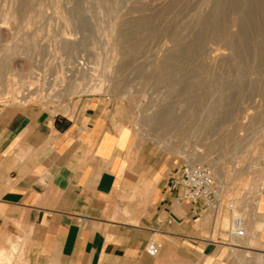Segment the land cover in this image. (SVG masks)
<instances>
[{
    "label": "crops",
    "instance_id": "0c3cea01",
    "mask_svg": "<svg viewBox=\"0 0 264 264\" xmlns=\"http://www.w3.org/2000/svg\"><path fill=\"white\" fill-rule=\"evenodd\" d=\"M179 165L99 97L67 113L2 105L0 253L25 264H264V163L242 236L230 232L233 208L178 197Z\"/></svg>",
    "mask_w": 264,
    "mask_h": 264
},
{
    "label": "rangeland",
    "instance_id": "374dc122",
    "mask_svg": "<svg viewBox=\"0 0 264 264\" xmlns=\"http://www.w3.org/2000/svg\"><path fill=\"white\" fill-rule=\"evenodd\" d=\"M29 1V6L20 9L22 22L16 21L13 24L14 28L10 29L6 36L7 40L0 41V47L14 43V35L24 32L32 36L34 41V47L31 44L26 45L27 51L23 54L11 55L8 51L4 53V49L0 48V72L2 70L0 107L13 105L67 113L79 98L99 97L103 102L111 105L117 120L122 125L129 126L136 138L150 140L153 147L165 150L169 156L173 155L178 164L191 162L208 166L215 178L219 198L223 204L221 207L232 204L235 215H241V209L251 208L262 185L264 163V52L261 55V63L255 59L251 51L255 43H259L264 48V41L254 36V28H251L247 35L245 34L244 42L240 43L237 38L235 39L237 46L247 49L242 61L234 59L229 52L230 49L220 40L206 43L203 52L200 53L201 57L189 60L172 54L174 43L169 38V33L176 31L182 36L192 27H196L198 18L209 10L210 0H184L181 9L168 7L172 0ZM11 2L12 0H0V14L7 10ZM234 13L236 12H229L226 20L230 33L237 36L238 28L235 21L239 15ZM142 17H148L150 23L135 25L134 20ZM113 19L117 21L114 22ZM258 20L250 22V27L255 26ZM151 27L160 29V33L151 35ZM262 29L264 33V24ZM68 30L71 32L68 36L74 39L72 52L57 47V37ZM3 55L11 60L4 58ZM167 56L170 58L168 61L173 73L182 75L181 77L187 82H202L203 86L200 89L191 91V95L198 96L196 97L198 102L194 103L193 107L184 101L177 91L169 92L166 81L158 79L159 63L167 59ZM69 59L84 62L83 66L94 75L91 79H87L88 84L86 82L82 92L71 93L68 90L69 71L66 73L65 71ZM71 68H74L73 65ZM63 75L66 78H62ZM214 81L234 82L228 89L233 97L232 103H223V111L226 109L228 116L220 120L219 111L211 118L210 124L203 122L196 129L193 122L200 116L205 119L206 116L201 113V109L212 99L210 84ZM177 88L182 89L179 86ZM197 91L199 93H196ZM18 92L22 95L20 96ZM164 108L175 110V113L181 117L178 128L170 127L169 130H165L150 121L157 110ZM189 125L191 129L187 130ZM205 142L211 146L208 152ZM16 257L14 254L11 255L10 261L0 259V264L17 262L24 264L21 257Z\"/></svg>",
    "mask_w": 264,
    "mask_h": 264
},
{
    "label": "bare ground",
    "instance_id": "6f19581e",
    "mask_svg": "<svg viewBox=\"0 0 264 264\" xmlns=\"http://www.w3.org/2000/svg\"><path fill=\"white\" fill-rule=\"evenodd\" d=\"M184 0H172L168 7L170 6L171 8L175 7V8H182V2ZM197 1V0H196ZM201 3V1H200ZM30 1L29 0H12V2L10 3V5L8 6L7 10L0 14V41L6 39V36L8 35V33L10 32V29L14 28V25L17 22L21 23L22 22V15L20 13V9H23L27 6H29ZM188 4V3H187ZM186 4V5H187ZM195 4V3H194ZM191 5V4H189ZM199 5V4H197ZM201 5V4H200ZM197 8V7H195ZM44 12V11H43ZM179 12V11H178ZM229 12H236L238 13V19L235 21V24L238 28L237 30V36L236 34L233 35L230 33V31L228 30V25H227V20H226V16L228 15ZM49 13V12H47ZM234 13V14H236ZM29 14V13H28ZM233 14V15H234ZM167 15V14H166ZM182 15V14H181ZM185 15V14H184ZM232 15V16H233ZM40 16V15H39ZM43 16V15H42ZM168 16V15H167ZM118 18V16H117ZM231 18V17H230ZM35 19V18H34ZM38 19H40L38 17ZM168 19V18H167ZM255 19H259L258 22H256V25L253 27H250V22L252 23L253 20ZM71 20V19H70ZM114 20V19H113ZM67 21L69 22V19H67ZM117 20H114V22ZM29 21H27L28 23ZM35 22V21H33ZM182 22V20H181ZM150 23V19L148 17H142V18H138L136 20H134V24L135 25H141V24H149ZM153 23V22H152ZM175 23V22H174ZM160 24V23H159ZM263 24H264V2L263 0H210L209 1V10L201 15L198 18L197 21V25L196 27H192L187 33H185L182 36H179L177 34L176 31H171V33H169V38L173 41L174 45V49L172 51L173 55H180L184 58H187L189 60H194L196 59L198 56H200V53L203 52L204 46L206 45V43L210 42V41H214V40H220L222 41L223 45L226 46L227 48L230 49V53L231 55L234 57V59L237 60H241L244 52L247 51L246 48L241 49L239 46H237L238 44L236 43L235 39L237 38L239 40V42L241 43L242 41L244 42L245 40L243 39L245 34L251 29L254 28V33L258 39H261L262 41H264V33H263ZM176 25V24H175ZM103 26V25H102ZM52 27V26H51ZM69 27V25H68ZM112 27V26H111ZM175 27V26H174ZM173 27V28H174ZM24 28V27H23ZM113 28V27H112ZM111 28V29H112ZM152 28V27H151ZM68 29V28H67ZM70 29V28H69ZM16 30V29H15ZM114 30V29H113ZM138 30V29H137ZM18 31V30H17ZM53 31V29H52ZM140 31V30H139ZM12 32V31H11ZM51 32V31H50ZM15 33H19V32H15ZM44 33V32H43ZM109 33V32H108ZM158 33H160V29H154L152 28L150 31L151 35H157ZM182 33V31H181ZM59 36V33H57ZM69 34H71L70 30H68L67 32L62 33L59 37H57V47L67 51V52H72L73 49V45H74V39L71 38L70 36H68ZM123 34V33H121ZM143 34V33H142ZM52 35V34H51ZM247 35V34H246ZM129 36V35H128ZM127 36V37H128ZM132 36V34H131ZM141 37V36H140ZM157 37V36H156ZM9 38V37H8ZM155 38V37H154ZM13 39V38H12ZM107 39V38H106ZM116 39V38H115ZM246 39V38H245ZM255 39V38H254ZM7 40V39H6ZM112 40V39H110ZM14 43L11 44H4L3 47H0L2 49H4V53H6V51L10 52L11 55H17V54H23L26 53V45H32L34 44V41L32 39V36H28L27 33H19V34H15L14 35ZM120 42V41H119ZM125 42V41H123ZM256 42V41H255ZM106 43V42H105ZM114 43V42H112ZM122 43V42H121ZM136 43V42H135ZM152 43V42H151ZM154 43V42H153ZM264 43V42H263ZM76 44V43H75ZM127 44V43H126ZM131 44V43H130ZM167 44V43H166ZM263 45V44H262ZM25 46V47H24ZM163 46V45H162ZM31 47V48H32ZM53 47V46H52ZM75 47V46H74ZM29 48V47H27ZM37 48V47H36ZM122 48V47H121ZM148 48V47H147ZM39 49V48H38ZM37 49V51H39ZM115 49V48H114ZM137 49V48H135ZM252 53L255 57L256 60L261 61L262 63V57L261 55L264 52V48L263 46H261L259 43H255L252 48ZM33 50V49H32ZM35 50V49H34ZM58 50V49H57ZM111 50V49H110ZM134 50V49H132ZM131 50V51H132ZM157 50V49H156ZM36 51V53H37ZM51 51V50H49ZM129 51V50H128ZM140 51V50H139ZM146 51V50H145ZM155 51V50H154ZM249 51V50H248ZM7 52V53H8ZM30 52V51H28ZM33 52V51H32ZM54 52V50H53ZM123 52V51H122ZM144 52V51H143ZM35 53V52H33ZM113 53V52H112ZM117 53V52H116ZM32 53H30L31 55ZM40 54V52H39ZM50 54V53H48ZM55 54V53H54ZM61 53H59L60 55ZM69 54V53H68ZM114 54V53H113ZM121 54V53H120ZM168 54V53H167ZM28 55V56H30ZM38 55V54H37ZM52 55V53H51ZM73 55V53H72ZM124 55V53H123ZM20 56V55H19ZM46 56V55H45ZM77 56V55H74ZM114 56V55H113ZM112 56V57H113ZM4 58H6L3 55ZM33 57V56H31ZM83 57V56H82ZM165 57V56H164ZM169 56H167V59L165 58V60H163V62L159 63V68H160V72L157 75L158 79H162L164 81L167 82V85L169 86V92H175L177 91L181 96L182 99L186 102H188L190 105H192V107L194 106V103L198 102V99L196 97L197 94L191 95V91L193 90H198L200 89L203 84L200 81H195V82H187L186 79L184 80L180 75L178 76L177 74L173 73V71L171 70V66L169 65ZM201 57V56H200ZM210 57V56H208ZM47 58V57H46ZM72 58V57H71ZM109 58V57H107ZM206 58V57H205ZM8 60H11L9 57L6 58ZM17 59V58H16ZM39 59V57H38ZM115 59V57H114ZM125 59V58H124ZM164 59V58H163ZM13 60V59H12ZM184 60V59H183ZM5 61V59H4ZM7 61V60H6ZM33 61V60H32ZM51 61V60H50ZM60 61V60H59ZM114 60L112 59V62ZM185 61V60H184ZM242 61V60H241ZM108 62V59H107ZM137 62V61H136ZM157 62V61H156ZM190 62V61H189ZM188 62V63H189ZM195 62H199V61H195ZM194 62V63H195ZM255 62V61H253ZM5 63V62H4ZM15 63V62H14ZM51 63V62H49ZM243 63V62H242ZM259 63V62H258ZM45 65V62L43 63ZM68 67L67 70L65 71V73L67 71H69L68 73V90L71 91V93L73 92H80L86 85L87 79H91L92 76H94L91 72L88 71L87 67L83 66L84 62L82 61H70L68 62ZM157 64V63H156ZM174 64V63H173ZM241 64V63H239ZM49 65V64H47ZM71 65H73L74 68H71ZM110 65V64H109ZM112 65V64H111ZM194 65V64H193ZM263 65V64H261ZM174 66V65H173ZM197 66V64H196ZM233 66V65H232ZM235 66V65H234ZM239 67V65H237ZM244 66V65H243ZM257 66V65H256ZM45 67V66H44ZM49 67V66H48ZM90 67V66H89ZM93 67V65L91 66ZM111 67V66H110ZM192 67V66H191ZM229 67V66H228ZM57 68V67H56ZM109 68V67H108ZM157 68V66H156ZM213 68V67H211ZM221 68V67H219ZM245 68V67H244ZM5 69V68H4ZM45 69V68H44ZM66 69V68H65ZM98 69V68H97ZM107 69V68H106ZM182 69V68H181ZM42 70V69H41ZM58 70V69H57ZM103 70V69H102ZM105 70V68H104ZM184 70V69H183ZM189 70V69H187ZM204 70V69H203ZM228 70V69H227ZM233 70V69H231ZM261 70V69H260ZM263 70V69H262ZM9 71V70H8ZM59 71V70H58ZM98 71V70H97ZM100 71V70H99ZM110 71V69H109ZM172 71V72H171ZM229 71V70H228ZM2 72V70H1ZM0 72V73H1ZM44 72V71H43ZM102 72V71H101ZM108 72V71H107ZM190 72V71H189ZM235 72V71H234ZM10 73V72H9ZM56 73V72H55ZM96 73V72H95ZM104 73V72H103ZM109 73V72H108ZM203 73V72H202ZM259 73V71H258ZM262 73V72H261ZM7 74V73H6ZM12 74V73H11ZM17 74V73H16ZM60 74V73H57ZM102 74V73H101ZM207 74V73H206ZM8 75V74H7ZM19 75V74H18ZM29 75V74H28ZM31 75V74H30ZM45 75V74H44ZM99 75V74H97ZM239 74H237L238 76ZM242 75V74H241ZM258 75V74H257ZM259 76V75H258ZM260 76H262V74H260ZM64 77V75L62 76V78ZM231 77V76H230ZM233 77V76H232ZM55 78V77H54ZM66 78V77H64ZM107 78V77H106ZM9 79V78H8ZM103 79V78H102ZM249 79V78H248ZM24 80V79H23ZM33 80V79H32ZM107 80V79H106ZM233 80V79H232ZM29 81V80H28ZM57 81V80H56ZM223 81V80H222ZM20 82V81H19ZM103 82V81H102ZM59 84V82H57ZM97 83V82H96ZM94 83V84H96ZM234 83V82H233ZM232 82H217L214 81L210 84V89L212 90V99L209 101L208 105L205 106L203 109H201V113H203L206 117L205 119H203V116L199 117L198 119L195 120V122H193V125L197 128H199L198 126L200 124H202L203 122L210 124L211 118L214 117L215 114H217L219 111L221 112V116H220V120L222 119H226L227 118V114L228 111L225 109L223 111V103L224 102H231L233 101V97L231 95V93L228 91V89L230 87H232L233 85ZM21 84V83H20ZM19 84V85H20ZM24 84V83H23ZM65 84V83H64ZM63 84V85H64ZM88 84V82H87ZM209 84V83H207ZM26 85V84H25ZM53 85V83H52ZM162 85V84H161ZM206 85V83H205ZM235 85V84H234ZM240 85V84H239ZM238 85V86H239ZM251 85V83H250ZM9 86V84H8ZM7 86V87H8ZM62 86V85H61ZM88 86V85H87ZM182 87V89H178L177 87ZM208 86V85H207ZM264 86V85H263ZM1 87V86H0ZM63 87V86H62ZM209 87V86H208ZM259 87V86H258ZM9 88V87H8ZM18 88V87H17ZM28 88V87H27ZM25 87V89H27ZM113 88V87H112ZM177 88V89H176ZM254 88V87H253ZM256 88V87H255ZM2 89V88H1ZM233 89V88H232ZM232 89L230 91H232ZM257 89V88H256ZM21 90V88H20ZM29 90V89H28ZM84 90V89H83ZM201 91V90H200ZM253 91H255L253 89ZM17 92V91H16ZM21 92V91H20ZM82 92V91H81ZM22 93V92H21ZM193 93V92H192ZM196 93H199L198 91ZM203 93V92H202ZM263 92H261L262 94ZM19 94V92H18ZM24 94V93H22ZM21 94V95H22ZM8 95V94H7ZM6 95V96H7ZM10 95V94H9ZM20 95V94H19ZM20 95V96H21ZM201 95V94H200ZM199 95V96H200ZM25 96V95H24ZM3 97V96H2ZM236 98V97H235ZM255 98V97H253ZM261 98V95H260ZM17 99V98H15ZM263 101H264V96H263ZM232 103V102H231ZM232 105V104H231ZM244 106V105H243ZM263 106H264V102H263ZM171 107V106H170ZM225 108V107H224ZM187 109V108H186ZM264 110V109H263ZM260 111V110H259ZM184 113V112H183ZM186 113V112H185ZM184 113V114H185ZM154 114V113H153ZM201 114V115H203ZM259 114V113H258ZM187 115V114H186ZM196 115V114H195ZM193 115V116H195ZM235 115V114H234ZM233 115V116H234ZM255 115V114H254ZM217 116V115H216ZM215 116V117H216ZM260 116V115H259ZM249 117V116H248ZM251 117V116H250ZM253 117V116H252ZM186 118V117H185ZM195 119V118H194ZM181 117L178 115V113H175V110L171 109V108H164V109H159L157 110V112L155 113V115L151 118V122L155 125L158 126L162 129L165 130H169L170 127H177L180 123ZM186 120V119H185ZM190 120V118H189ZM214 120V119H213ZM184 121V120H183ZM216 122V121H215ZM226 122V121H225ZM237 122V121H236ZM260 122V121H259ZM183 123V122H182ZM181 123V124H182ZM238 123V122H237ZM180 124V126H181ZM185 125V123H184ZM212 125V122H211ZM183 126V125H182ZM251 126V125H250ZM192 127V126H191ZM178 128V127H177ZM190 128V125L188 126L187 130ZM181 129V128H180ZM191 129V128H190ZM177 130V129H176ZM184 130V129H183ZM208 131V130H207ZM167 132V131H166ZM196 132V131H195ZM212 134V133H210ZM209 134V135H210ZM212 136V135H211ZM206 143V142H205ZM208 143V142H207ZM205 144L206 147V152H208L211 149V146L208 144ZM195 151V150H194ZM203 154V153H202ZM213 168L215 167V165H212ZM222 179V178H221ZM224 180V179H223ZM249 180V179H248ZM241 207V206H240ZM237 211V209H235ZM231 213V212H230ZM237 213V212H236ZM239 213V212H238ZM241 213V211H240ZM226 217V216H225ZM243 218V217H242ZM253 228V227H252ZM250 230V229H249ZM248 231V229H247ZM229 233V232H228ZM13 234V233H12ZM9 236V235H8ZM11 237V236H10ZM18 237V236H17ZM20 239V238H18ZM9 242L12 244V242L9 239ZM17 243V242H16ZM15 243V246H16ZM13 246V247H15ZM1 247V246H0ZM11 247V246H10ZM18 248V243H17V247ZM13 248V252L14 249ZM11 249V248H9ZM5 250V248H4ZM3 251V250H2ZM16 251V250H15ZM5 252V251H3ZM9 252V251H8ZM11 251V253H13ZM11 253H8L9 255ZM22 253V252H21ZM14 255V254H13ZM21 256V254H20ZM19 254L17 255L16 258L20 257ZM22 257V256H21ZM24 257V256H23ZM10 256H6L5 254H3L2 252L0 253V259H5L6 261H10ZM14 258V257H13ZM22 259V258H20ZM18 260V259H17ZM16 260V261H17ZM23 260V259H22ZM20 260V261H22ZM15 261V262H16ZM19 261V260H18ZM25 261V260H24ZM22 261V262H24ZM27 261V260H26ZM14 263V262H13ZM21 263V262H20ZM16 264H19V262H17ZM25 264V263H24Z\"/></svg>",
    "mask_w": 264,
    "mask_h": 264
},
{
    "label": "built area",
    "instance_id": "2783aa9c",
    "mask_svg": "<svg viewBox=\"0 0 264 264\" xmlns=\"http://www.w3.org/2000/svg\"><path fill=\"white\" fill-rule=\"evenodd\" d=\"M171 185L181 200L191 203L202 201L205 208L215 212L223 205L219 198L214 175L211 169L204 164L182 162L172 177ZM226 206L233 208L230 203ZM230 232L236 236L243 235V219L240 215H234ZM145 251L148 255H157V243L154 240L148 241Z\"/></svg>",
    "mask_w": 264,
    "mask_h": 264
}]
</instances>
